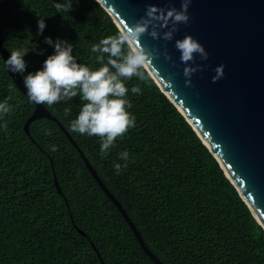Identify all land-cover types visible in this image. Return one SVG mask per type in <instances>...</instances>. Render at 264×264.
Listing matches in <instances>:
<instances>
[{"label": "trees", "instance_id": "trees-1", "mask_svg": "<svg viewBox=\"0 0 264 264\" xmlns=\"http://www.w3.org/2000/svg\"><path fill=\"white\" fill-rule=\"evenodd\" d=\"M59 2L0 0V39L10 53L28 51L23 78L54 54L46 37L73 45L77 63L95 70L92 45L122 34L97 0H72L67 13L56 11ZM142 72L143 80L125 81L135 126L102 156L99 137L70 130L84 103L79 95L43 104L60 125L39 119L27 134L35 105L0 54V103L7 99L11 107L0 117V264H156L62 127L164 264H264V229L197 132L145 67ZM134 86L142 95L131 93ZM122 151L127 161L118 158Z\"/></svg>", "mask_w": 264, "mask_h": 264}, {"label": "water", "instance_id": "water-1", "mask_svg": "<svg viewBox=\"0 0 264 264\" xmlns=\"http://www.w3.org/2000/svg\"><path fill=\"white\" fill-rule=\"evenodd\" d=\"M97 1L122 33L128 25L145 17L148 6L181 8V0ZM187 14L190 17L188 24L177 25L178 31L171 41L162 39L171 24L168 28H157L159 39L148 34L152 31L150 26L148 33L139 42H130V46L135 48L142 44L146 50L158 52V58L146 64L145 69L218 160L264 229V0H192ZM185 35L192 36L204 47L207 60L196 55L194 62L185 64L181 61L175 42ZM165 52L171 60L166 59ZM0 54L4 61L10 56L1 39ZM220 65L224 66V75L213 83L214 70ZM189 66H200L190 77V85L186 84L188 78L184 76V69ZM6 68L8 70L7 65ZM8 72L27 96L22 75ZM34 105L36 109L24 127L27 134H30L31 124L39 119H49L60 125L43 104ZM62 130L81 154L98 185L123 215L146 255L154 263L164 264L148 248L122 204L106 187L70 134L64 127ZM54 183L63 196L56 177Z\"/></svg>", "mask_w": 264, "mask_h": 264}, {"label": "clouds", "instance_id": "clouds-1", "mask_svg": "<svg viewBox=\"0 0 264 264\" xmlns=\"http://www.w3.org/2000/svg\"><path fill=\"white\" fill-rule=\"evenodd\" d=\"M191 3L192 0H181L179 10L174 7L165 9L148 6L145 17L128 25L122 34L108 36L101 39L99 43L93 44L91 51L97 54L95 60L100 65L95 70L77 63L76 57L72 55L73 45L59 39L53 42L51 38L46 37L45 43L54 47V54L47 57L42 70L29 73L23 78L29 100L38 105L51 106L61 101L72 100L79 95L84 103L78 116L70 122V130L89 137H99L101 155H107L117 138L123 137L130 128L135 126V116L127 111L132 104L126 98L129 89L125 86V81L133 77L143 80L142 69L158 58V52H150L142 44H137L135 48L126 46L133 41L139 42L141 37L148 33L150 26L152 31L148 34L153 39H159L161 36L157 28H168L171 24V28L162 36L165 41H171L174 33L178 31L177 25L188 24L190 17L187 13ZM54 7L58 13H67L72 10V0H62ZM45 27L44 19H40L38 34H42ZM175 48L180 52V59L185 64L194 62L196 55H199L201 60L208 59V53L204 47L190 35H185L182 40H176ZM27 52L26 50L12 51L5 61L8 70L23 74L27 67L24 60ZM165 57L171 60L167 52ZM199 67H185L184 76L188 78L186 84H191L190 77L199 70ZM214 71L216 75L212 78L213 83L223 77L224 66L220 65ZM131 93L142 95V90L139 86H134L131 88ZM10 111L11 107L7 99L0 103V117ZM70 112L71 107L65 108L66 114ZM2 127L5 131L7 130V124ZM46 134L50 135V132ZM56 150L53 146L52 151ZM118 158L127 161L129 153L122 151ZM114 168L119 175L121 164H115Z\"/></svg>", "mask_w": 264, "mask_h": 264}]
</instances>
